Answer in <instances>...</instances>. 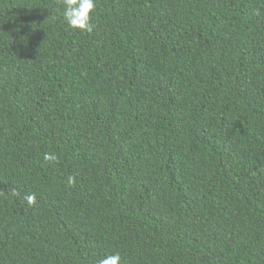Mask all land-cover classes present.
Here are the masks:
<instances>
[{
    "label": "trees",
    "instance_id": "16d2710c",
    "mask_svg": "<svg viewBox=\"0 0 264 264\" xmlns=\"http://www.w3.org/2000/svg\"><path fill=\"white\" fill-rule=\"evenodd\" d=\"M94 3L0 0V264H264V0Z\"/></svg>",
    "mask_w": 264,
    "mask_h": 264
},
{
    "label": "clouds",
    "instance_id": "9594fccd",
    "mask_svg": "<svg viewBox=\"0 0 264 264\" xmlns=\"http://www.w3.org/2000/svg\"><path fill=\"white\" fill-rule=\"evenodd\" d=\"M65 8L63 17L72 28H78L87 32H92L94 25L91 22V13L95 7L94 0H64ZM28 204L35 203V195L26 197ZM121 257L118 253L108 255L100 260L99 264H119Z\"/></svg>",
    "mask_w": 264,
    "mask_h": 264
}]
</instances>
